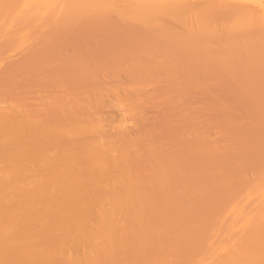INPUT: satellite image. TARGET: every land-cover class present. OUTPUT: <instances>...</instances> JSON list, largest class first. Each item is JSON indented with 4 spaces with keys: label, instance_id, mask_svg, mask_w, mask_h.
Segmentation results:
<instances>
[{
    "label": "bare ground",
    "instance_id": "bare-ground-1",
    "mask_svg": "<svg viewBox=\"0 0 264 264\" xmlns=\"http://www.w3.org/2000/svg\"><path fill=\"white\" fill-rule=\"evenodd\" d=\"M0 264H264V0H0Z\"/></svg>",
    "mask_w": 264,
    "mask_h": 264
},
{
    "label": "rangeland",
    "instance_id": "rangeland-1",
    "mask_svg": "<svg viewBox=\"0 0 264 264\" xmlns=\"http://www.w3.org/2000/svg\"><path fill=\"white\" fill-rule=\"evenodd\" d=\"M210 73H213V72H210ZM212 83H215L214 81H211ZM229 84V83H228ZM131 123H133L134 124V122H130L129 124H131ZM132 125V124H131Z\"/></svg>",
    "mask_w": 264,
    "mask_h": 264
}]
</instances>
